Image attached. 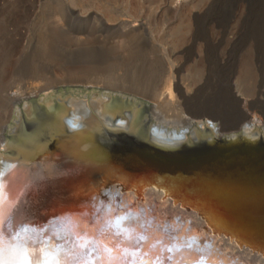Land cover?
<instances>
[{"label": "bare ground", "instance_id": "6f19581e", "mask_svg": "<svg viewBox=\"0 0 264 264\" xmlns=\"http://www.w3.org/2000/svg\"><path fill=\"white\" fill-rule=\"evenodd\" d=\"M179 1H175L176 5ZM138 22L117 21L116 25L142 31L146 24ZM171 76L169 73L166 79L169 81ZM81 81H56L61 85L52 86L38 80L6 94L9 100L18 98L12 102L7 123L0 127V264H201V261L204 264H264V245L256 243L248 231L233 228L227 212L217 211L212 203L205 205L195 188L161 177L146 181L138 188L122 187L119 179H114L117 186L100 184L97 180L81 184L74 173L89 177L95 173L93 165L83 159L80 160L83 163L76 164L77 160L71 158L58 162V157H52V173L64 170L62 179H58L59 187L56 189L57 185L52 182V198L36 213H21L22 203L28 198L24 196L25 184L31 172L37 171L38 164L27 157L26 148L22 150V147H32L28 139L17 141L22 147H18L14 156L9 158L6 152L12 147L13 135L28 136L26 125L34 119V108L48 112L57 103L66 105L67 110L61 117L64 135L60 140L73 144L71 150L64 148L69 152L82 151L79 141L89 138L94 128L133 130L131 123L138 111L132 110L122 118L116 113L118 109L110 105L111 96L126 92L97 80ZM65 87L87 88L100 94L90 92L87 98H76L55 93L56 89ZM197 88L194 91L198 94L200 88ZM174 89L177 98L170 83L165 81L153 98L154 104L147 102L150 116L156 122L151 138L162 147H171L180 141L174 132L166 134L164 126L187 127L190 119L208 118L181 115L184 111L195 114L185 102L191 99L190 93H186L193 88L187 86V90L180 83H174ZM258 112L262 121L249 119L246 114L231 123L211 118L216 119L220 132L239 131L242 137L251 139V131L242 126L245 123L264 125V111ZM70 119L78 125L75 130H70L66 123ZM125 216L130 219L115 226L117 219ZM252 219L258 223L262 218L254 215Z\"/></svg>", "mask_w": 264, "mask_h": 264}, {"label": "rangeland", "instance_id": "374dc122", "mask_svg": "<svg viewBox=\"0 0 264 264\" xmlns=\"http://www.w3.org/2000/svg\"><path fill=\"white\" fill-rule=\"evenodd\" d=\"M175 1L0 0V127L18 98L6 94L38 80H97L153 104L165 81L176 98L180 83L194 113L262 121L264 0ZM135 19L147 31L116 25Z\"/></svg>", "mask_w": 264, "mask_h": 264}, {"label": "water", "instance_id": "95a60500", "mask_svg": "<svg viewBox=\"0 0 264 264\" xmlns=\"http://www.w3.org/2000/svg\"><path fill=\"white\" fill-rule=\"evenodd\" d=\"M90 92L100 94L77 87L55 91L76 98H87ZM110 105L118 109L116 113L122 118L132 110L138 111L131 123L133 130L94 128L89 138L79 141L82 151L75 152L65 151L67 147L71 150L73 144L60 140L64 135L61 117L67 110L66 105L57 103L48 112L34 108V119L26 125L28 136L17 138L13 135L12 147L6 152L9 158L14 156L18 147H22L17 141L28 139L33 150L27 147L22 150L26 148L27 157L38 164L37 171L31 172L29 182L25 184L24 196L28 195V198L22 203L21 213H36L52 198V182L57 185L56 189L59 187L58 179H62L64 170L52 173V157H58V162L71 158L77 160L76 164L89 161L95 169L91 177L74 173L79 183L97 180L100 184L117 186L114 179H119L122 187L138 188L146 181L161 177L184 187H193L205 205L212 203L217 211L231 215L233 228L248 231L256 243L264 245V125L245 123L242 129L252 134L248 139L239 131L220 132L216 121L211 119H190L187 127L164 126L166 134L174 132L180 141L171 147H162L151 138L156 122L150 116L146 101L115 93L110 98ZM104 142L107 145L102 144ZM254 215L262 218L260 222H254Z\"/></svg>", "mask_w": 264, "mask_h": 264}, {"label": "flooded vegetation", "instance_id": "af4514ba", "mask_svg": "<svg viewBox=\"0 0 264 264\" xmlns=\"http://www.w3.org/2000/svg\"><path fill=\"white\" fill-rule=\"evenodd\" d=\"M218 59H219V58H216L215 60L218 61ZM211 61H212V59H209L208 57L205 58V59L203 60V62H205V64H206V65H205V66H206V71L208 70V68H210V62H211ZM222 61H224L223 58H222V60L219 59L218 62H222ZM208 76H209V73H208V71H207V73H206V79L208 78ZM200 99L203 100L202 97H200V98H198L197 101H199ZM188 114L195 115V116H196V115H197V116H206V115H207V116H210V113H207V112H195V114H192V113H189V112H188ZM213 117L217 119V117H216L215 115H213Z\"/></svg>", "mask_w": 264, "mask_h": 264}, {"label": "snow or ice", "instance_id": "6c2138e0", "mask_svg": "<svg viewBox=\"0 0 264 264\" xmlns=\"http://www.w3.org/2000/svg\"><path fill=\"white\" fill-rule=\"evenodd\" d=\"M126 219H130V217L129 216H125V217H122V218L117 219V221L115 222V226L119 227V225L121 224V222L123 220H126ZM110 226H111V224H110ZM201 264H204V262L201 261Z\"/></svg>", "mask_w": 264, "mask_h": 264}, {"label": "clouds", "instance_id": "9594fccd", "mask_svg": "<svg viewBox=\"0 0 264 264\" xmlns=\"http://www.w3.org/2000/svg\"><path fill=\"white\" fill-rule=\"evenodd\" d=\"M66 123L68 124L70 130H75L78 127V125L76 123H73L71 119L66 121Z\"/></svg>", "mask_w": 264, "mask_h": 264}]
</instances>
